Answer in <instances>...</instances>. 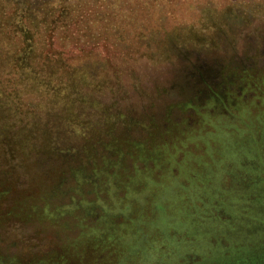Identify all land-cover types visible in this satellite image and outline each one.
Returning a JSON list of instances; mask_svg holds the SVG:
<instances>
[{"label":"rangeland","instance_id":"1","mask_svg":"<svg viewBox=\"0 0 264 264\" xmlns=\"http://www.w3.org/2000/svg\"><path fill=\"white\" fill-rule=\"evenodd\" d=\"M0 264H264V0H0Z\"/></svg>","mask_w":264,"mask_h":264}]
</instances>
